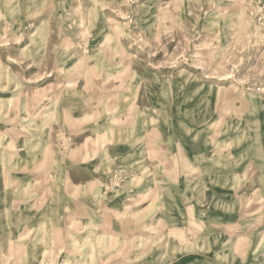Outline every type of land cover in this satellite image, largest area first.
I'll return each mask as SVG.
<instances>
[{
	"label": "rangeland",
	"instance_id": "1",
	"mask_svg": "<svg viewBox=\"0 0 264 264\" xmlns=\"http://www.w3.org/2000/svg\"><path fill=\"white\" fill-rule=\"evenodd\" d=\"M263 189L264 0H0V264H223L183 194Z\"/></svg>",
	"mask_w": 264,
	"mask_h": 264
},
{
	"label": "crops",
	"instance_id": "2",
	"mask_svg": "<svg viewBox=\"0 0 264 264\" xmlns=\"http://www.w3.org/2000/svg\"><path fill=\"white\" fill-rule=\"evenodd\" d=\"M116 153L117 154H115V155L121 156L120 155L121 152H116ZM137 165L138 164H135V166H137ZM201 174H200V176H197L196 179H199L203 176L207 177V178H205V181L200 184V186L202 184H204V188H201V189L205 190V192H204L205 198L207 196V193H212L213 196L215 194H217L218 192L216 190V185L221 184L219 181V178H218L219 175L217 173L212 172L211 170L209 171L208 168L202 169ZM213 179H215L216 181H214ZM221 186H223V185H221ZM194 188H193V191H194ZM221 189L222 190L225 189V185ZM226 189H228V188H226ZM228 192H225V194L221 192L218 195L224 197V199L225 198L229 199V200H227V201H229L228 204H226L227 201L224 202V200H223V202L226 205H230V204L232 205V203H231L232 198H230L231 193H228ZM253 194L254 193H252L251 195H253ZM184 195L185 194H183L182 198L185 200V202L186 203L192 202V204L190 203V206L187 209L186 208L179 209L178 213L174 214L173 222L175 221V224L181 223V225L184 226L183 227V232H184L183 237L185 238V240L187 238V235L189 237H193L195 239H201L202 237H205L207 240L206 241V243H207L206 250L204 249L205 252L208 253V255L214 257L216 260L220 259L223 264H261L262 263L259 260L260 257H258L257 255H259L262 247H264V244L262 245V247L260 249H258L257 252H255V251L257 250L256 249L257 248V242H258L257 239L264 237V229L260 230V231L254 230L256 228L255 221L257 220L253 216L254 215V209L249 210L242 217L235 215L234 217L228 218L227 220L224 219L223 216L217 217V216H215L216 214L214 215L213 213L212 214L208 213L207 212L208 209L205 210V213L207 212L208 214L206 213L204 215L197 217L195 215V212L197 210H199V208H201V206L200 207L198 206L199 205L198 203L201 200L199 198V195H197L196 192L189 193V197H186ZM261 196H262L261 197V201H262L261 205L264 208V189L262 191ZM232 197H233V194H232ZM234 197H238V196H234ZM167 200L168 201L165 202L164 207H166L169 203L171 204L172 200H176V199L174 196H172V197L168 196ZM233 200H235V198ZM221 201H222V199H221ZM246 201H247L246 206L249 208L251 206V204L248 203L250 201V197L247 198ZM212 204H209L208 207L211 208ZM241 204H243V203H241L239 201L238 202L233 201L232 206L234 209L235 208L240 209V206L242 207ZM232 206H231V208H232ZM252 208H253V206H252ZM250 211H252V212H250ZM237 221H240L243 223H250V224L246 227V229L239 230V229L235 228V227H238V225H236ZM205 224H207L206 225L207 227H204ZM194 226L195 227L200 226L201 230L194 228ZM238 237L242 238L243 240L246 239L247 244L245 243V245L243 246V245H240V243L237 241L234 243V245L228 246V241H230V239H233V238L238 239ZM249 240L253 241L252 247L250 250H249V246H248ZM185 243H186V245H189L187 240ZM185 243H184V245H182V249H184L186 247ZM209 243H212L213 245L210 244L211 245L210 246V245H208ZM218 243H219V245H217ZM262 250H264V249H262ZM263 252L264 251H262V253ZM220 255H222L221 258H220ZM229 258L231 259L230 263L228 262ZM249 259H251V260H249Z\"/></svg>",
	"mask_w": 264,
	"mask_h": 264
}]
</instances>
